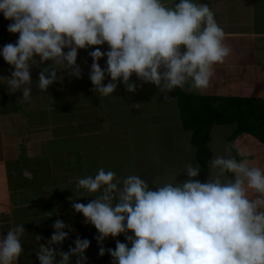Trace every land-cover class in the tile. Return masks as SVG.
Returning a JSON list of instances; mask_svg holds the SVG:
<instances>
[{
  "label": "clouds",
  "instance_id": "clouds-1",
  "mask_svg": "<svg viewBox=\"0 0 264 264\" xmlns=\"http://www.w3.org/2000/svg\"><path fill=\"white\" fill-rule=\"evenodd\" d=\"M0 13L11 21L7 32L18 34L15 43L0 48L14 69L7 80L13 92L31 83L34 57L66 61L79 77L78 50L105 44L107 51L95 47L89 53L90 80L103 97L115 91L118 80L135 91L129 83L133 74L165 93L189 81L191 89L202 90L215 66L232 52L209 5L194 0L173 6L164 0H0ZM104 57L106 68L99 63ZM106 74L110 82L105 85ZM55 79V71L48 76L41 72L39 88L47 90ZM23 97L29 99V88ZM211 164L217 174L208 182L193 179L200 169L187 165L189 179L155 190L138 175H129L115 204L116 173L100 168L94 177L80 178L77 187L95 193L103 186L104 194L73 208L98 230V242L125 234L127 243L117 240L115 250H107L113 264H264V170L230 156H218ZM225 173H233L234 181ZM53 226L57 232L51 242H62L65 225L57 220ZM23 231L18 226L0 239V264L18 260ZM75 243L70 253L83 256L90 241L78 238ZM104 252L102 247L100 255ZM61 256V264H67L69 253ZM38 257L40 264H54L52 249L41 246Z\"/></svg>",
  "mask_w": 264,
  "mask_h": 264
},
{
  "label": "crops",
  "instance_id": "crops-1",
  "mask_svg": "<svg viewBox=\"0 0 264 264\" xmlns=\"http://www.w3.org/2000/svg\"><path fill=\"white\" fill-rule=\"evenodd\" d=\"M164 2L168 6H173L178 0H164ZM194 2L209 5L216 21L224 29L225 43L232 49L225 62L215 66V73L207 88L211 90V86L217 87L214 85L216 79L221 80L219 88L221 85L225 88L226 84L231 81L238 82L240 88L249 86L248 83L256 79L253 76L248 78L250 74L264 73V0H194ZM10 22L5 20L3 14L0 13V48L7 43H15L18 38V34L7 32L6 28ZM95 47L107 51L106 44L78 50L76 66L80 68L79 77L73 74L74 68L68 66L66 61L61 64H57L53 60L40 62L38 56L34 57L36 63L31 64L30 62L31 83L22 85L14 92L10 91V86L7 83L14 69L0 55V225H8L10 230H14L18 226L22 227L24 234L22 237L20 236V242L26 240L25 249L29 251V253L22 252L13 264H28L32 261L40 264L38 253L41 246L53 247V243L44 238V231L47 233L51 227L49 220L43 219L44 224L42 225V222L38 223L40 220L37 218L38 215L30 213L28 210V212L22 213V208L30 205L51 204L49 207L52 209L53 204L60 200L80 199L90 195L86 189L77 187V183L80 178H86L89 175L86 173L87 166L93 167L95 164L96 169L101 168V161L97 159L98 156L91 155L92 143L89 141L91 136L89 139L83 140V145L75 146L73 144L77 142L76 136L80 138L83 133L84 137H87L86 134L89 136L93 130L98 134L102 133L103 125L95 129L89 126L92 121L91 106H97L95 108L97 114L94 115V118H99L100 121L104 120V125L109 128L111 137L120 131L117 126L112 124L117 120V117L114 118L110 115L109 109L105 105L107 98L94 91L95 86L90 80L93 61L89 53ZM64 51L67 52L68 49L66 48ZM99 63L102 68H106V57L102 58ZM52 71H55L56 79L48 86L47 90H41L39 74L45 72V75L48 76ZM243 74L248 75L244 77ZM133 76L136 75L133 74ZM106 77L107 74L103 81L105 85ZM144 82L137 81V83ZM132 83L137 85L136 82ZM190 84L191 81L182 88L189 94H200L199 92L204 90H193L190 88ZM123 85L122 87H125L124 83ZM25 87L30 89L28 100L23 97ZM247 88L251 90V95H261V87ZM158 92L165 94L159 88ZM117 98L113 97L118 102L114 106L120 107L119 102L123 99L126 100L125 105L130 104L129 95ZM76 100H79L78 103ZM159 101L163 102L164 99L160 98ZM81 105H88V107L82 110L75 108V106ZM68 106L70 109L67 108ZM111 110H117V107H111ZM78 123L81 124L77 126ZM68 126H74L76 129L67 131L65 127ZM86 129L89 133H86ZM21 147L22 149H19ZM106 149L104 148V152ZM94 150L96 149L94 148ZM79 151H83V153H79ZM95 152L98 153V151ZM77 156L79 157L77 158ZM23 159L26 160L25 166ZM106 161L108 163L109 160ZM46 164H48V175L40 177L42 169L40 168L39 171V167L40 165L45 167ZM123 166L124 159L123 162H117L114 167L112 164L111 168L116 171L117 168L121 170ZM92 175L90 173L89 176ZM58 183L69 184L73 189L68 193L61 194V187ZM75 189H79V191H75ZM27 192L34 194L35 198H27L28 196L25 194ZM16 194L21 198L14 200L13 195ZM16 210L20 213L17 211L14 214L13 212ZM54 211L58 215L61 213L56 208ZM16 218L22 220L18 226L15 225ZM63 224L66 225V223ZM88 229L92 230L91 227ZM93 230L97 231L95 227ZM60 231L64 232V228ZM37 237L40 238L37 239ZM89 239L90 243L98 244L97 237L90 235ZM32 240H35L33 244L36 243V248H33ZM114 240L113 237L103 239V242L107 244L103 246L104 255H100L102 247H99L97 255L100 261L93 262V264H113V258L107 250L111 248V243ZM121 240L127 243L125 237H121ZM90 250H87L89 258L85 251L86 260L80 259L79 261L76 257L77 254H71L70 251L65 250L66 253H69L67 264H78V262L79 264H92L88 263L92 262L89 261L92 257ZM107 255L109 260L106 259ZM27 260L29 262H26ZM61 262L62 259L54 264H61Z\"/></svg>",
  "mask_w": 264,
  "mask_h": 264
},
{
  "label": "rangeland",
  "instance_id": "rangeland-1",
  "mask_svg": "<svg viewBox=\"0 0 264 264\" xmlns=\"http://www.w3.org/2000/svg\"><path fill=\"white\" fill-rule=\"evenodd\" d=\"M260 73L261 72H256L249 75L248 78H251L253 76L256 79L252 80L253 82L251 81L250 83H248L249 86L247 87H261V95H251V90H249L247 87L240 88L239 83L234 81L226 84L225 88H223V85H221L222 88H219L221 83L220 79H216L217 81L215 84L212 83L217 87L211 86V90L207 88L199 93L219 96H254L264 100V73ZM245 75L248 74H243L244 77ZM138 80L140 81V79L136 78V76H132L130 78L129 83L136 82L137 84L136 89L133 92H129L126 88V85L125 87H122L124 86L122 80L117 81V87L115 91L111 95L106 97L107 102L105 105H107L110 115L114 118L117 117V120L115 122H112V124L114 126H117V128L120 130L118 134H114L113 137H111L109 128L104 125V120L102 119V121H100L99 118H94V115L97 114L95 110L97 106L93 105L91 106L92 121L89 123V126L90 128L95 129L103 125L102 133L98 134L93 130L91 134H89V136L88 134H86L87 137H84L83 133L82 137L80 138L76 136L77 142L73 144L75 146H80V144L83 145V140L89 139V137L91 136V140L89 139V141L92 143V146L90 147L91 155L98 156L100 158H97L101 161L100 167L104 168L105 171L112 170L116 173V177L114 178L113 183L117 184V191L113 193V204L117 202L116 197H118L119 190L123 187L124 178L129 175H138L149 184V187L152 190H155L157 187L162 186L164 183H183L185 180L189 179L186 173V166L191 165L192 167H197V162L195 159V147L190 142L191 131L184 129L181 123L176 90L174 89L171 92L161 94L158 92V87L156 85L150 82L137 83ZM106 81V84L110 82V77L108 75L106 77ZM126 95H129L128 99H131L129 100L130 104L125 105L126 100L123 99L121 100L122 103L121 101L119 102L120 107H123L122 109H119L120 107L118 106H114L118 102L113 99V97L124 98ZM165 96L169 97V99L166 100ZM160 98H163L164 101H159ZM78 101L79 100H76L77 103ZM136 104H139L140 107H135L134 105ZM87 107L88 105L75 106L77 110H82ZM111 107H117V110L112 111ZM67 108L70 109V106H68ZM80 124L81 123H78L77 126H79ZM65 128L67 129V131L76 129V127L74 126H68ZM86 128L88 127L86 126ZM86 133H89L87 129ZM229 145L238 156L237 162L247 161L250 167L256 166L264 170V143L258 141V139L250 134L243 133L238 134L234 137L231 136L229 139ZM110 147H112L113 149H109ZM94 148L96 150H94ZM104 148H107L106 151H108L104 152ZM19 149H22V147ZM95 151H98V153ZM79 153H83V151H79ZM78 157L79 156H77V158ZM123 159L124 166L121 170L117 168V170L115 171L111 168L112 164L114 167L117 162H123ZM106 160H109L108 163ZM25 162L26 160L23 159L24 166L26 165ZM47 166L48 164H46L45 167L43 165H40L39 171L40 168L42 169L40 177H46V175H48ZM99 169L100 168H95V164L93 167L87 166L86 173L89 175L90 173H92V177H94L97 174L96 170ZM229 174L234 177L233 179H235V175L233 173ZM53 185L55 186V184ZM59 185L61 187V194L68 193L73 189V187L69 184ZM75 191H79V189H75ZM25 194L29 199L35 198V195L32 193L27 192ZM88 194L90 195L80 199H67L65 201L60 200L58 203L53 204L52 209L49 207L51 206V204L30 205L29 207L26 206L21 209L22 213L28 210L30 213L38 215L37 218H40V220L42 219V221L39 220L38 223L42 222V225L44 224L43 219L46 218L49 220L51 227H49L47 233H45L44 231V238L48 239V241H51L52 235L57 232L53 226L55 222L57 220H60L62 223H66L64 232L67 233V236L65 237V239L62 242L53 243L52 248L49 247V249L54 250V263L62 259L61 253H66L65 250H68L69 252L70 249L76 247L75 242L78 238L80 240H90V235L95 237H98L100 235L98 230H93V228L95 227L94 225L85 223L86 218L83 216V213L77 212L73 208L74 203H83L86 205L87 203L103 195V186L97 192ZM15 198L20 199L21 197L16 194L13 195L14 200ZM55 208L61 211L59 215L55 213ZM17 211L18 210L14 211L13 213L16 214ZM18 213L20 212L18 211ZM39 213H41L42 215ZM20 223H22V220L16 218L15 225L18 226ZM88 227H91L92 230L90 231ZM0 228H2L0 229V239H3L10 231V229L9 226L5 224L0 225ZM23 234L24 232L20 234V236L22 237ZM128 235H132V233L129 232ZM121 237H125V234L122 233L117 236V238L113 237V239L115 240L113 243H111L110 249L114 250L116 248L117 240L126 243L121 240ZM33 242H35V240H32V244ZM26 244V240L22 241V252L27 251V253H29V251L25 249ZM105 244L106 243L103 241L98 242L97 245L94 243L89 244V247L84 250V252L87 250L89 251L91 248L90 251H92V257L89 260L92 262L88 263L93 264V262L100 261L99 256L97 255V250L99 247H103ZM108 244L110 245V243ZM32 246L33 248H36V243H34ZM88 251L85 253L87 257L89 255ZM85 254L83 253V256H81L79 253H77V260H86ZM106 259H110L108 258V255L106 256ZM26 262H29V260H27ZM28 264L36 263L32 261Z\"/></svg>",
  "mask_w": 264,
  "mask_h": 264
},
{
  "label": "trees",
  "instance_id": "trees-1",
  "mask_svg": "<svg viewBox=\"0 0 264 264\" xmlns=\"http://www.w3.org/2000/svg\"><path fill=\"white\" fill-rule=\"evenodd\" d=\"M175 90L181 123L184 129L191 131L190 142L195 147V159L200 169L199 175L193 179L202 182L206 176L205 164L210 157L206 141L214 121L223 123L237 120L238 129L232 137L247 133L264 143L263 99L240 95L189 94L181 88ZM235 155L238 161L236 152Z\"/></svg>",
  "mask_w": 264,
  "mask_h": 264
},
{
  "label": "water",
  "instance_id": "water-1",
  "mask_svg": "<svg viewBox=\"0 0 264 264\" xmlns=\"http://www.w3.org/2000/svg\"><path fill=\"white\" fill-rule=\"evenodd\" d=\"M238 129V121L233 120L230 122L217 123L214 121L209 129L208 140L206 146L210 151V157L207 159L206 176L202 182H208L216 176V171L213 170L211 162L218 156L224 158L236 159V155L233 149L229 145V139L233 133ZM226 179L232 180V176L229 173H225Z\"/></svg>",
  "mask_w": 264,
  "mask_h": 264
}]
</instances>
